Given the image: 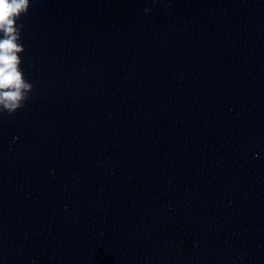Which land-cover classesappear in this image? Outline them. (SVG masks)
Segmentation results:
<instances>
[{
    "label": "water",
    "instance_id": "1",
    "mask_svg": "<svg viewBox=\"0 0 264 264\" xmlns=\"http://www.w3.org/2000/svg\"><path fill=\"white\" fill-rule=\"evenodd\" d=\"M16 23L0 264H264V0H29Z\"/></svg>",
    "mask_w": 264,
    "mask_h": 264
},
{
    "label": "clouds",
    "instance_id": "2",
    "mask_svg": "<svg viewBox=\"0 0 264 264\" xmlns=\"http://www.w3.org/2000/svg\"><path fill=\"white\" fill-rule=\"evenodd\" d=\"M28 8L29 0H0V111L9 115L23 107L32 88L17 70L21 63L17 54L23 51V45L19 43L22 25L16 20L27 14Z\"/></svg>",
    "mask_w": 264,
    "mask_h": 264
}]
</instances>
